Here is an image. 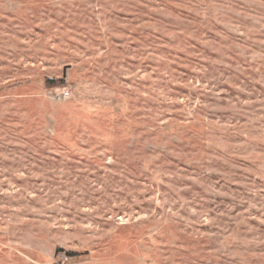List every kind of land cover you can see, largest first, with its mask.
Returning <instances> with one entry per match:
<instances>
[{
  "label": "rangeland",
  "instance_id": "1",
  "mask_svg": "<svg viewBox=\"0 0 264 264\" xmlns=\"http://www.w3.org/2000/svg\"><path fill=\"white\" fill-rule=\"evenodd\" d=\"M61 260L264 264V0H0V264Z\"/></svg>",
  "mask_w": 264,
  "mask_h": 264
},
{
  "label": "built area",
  "instance_id": "2",
  "mask_svg": "<svg viewBox=\"0 0 264 264\" xmlns=\"http://www.w3.org/2000/svg\"><path fill=\"white\" fill-rule=\"evenodd\" d=\"M69 95V93L67 92V91H61V93H59L58 95H57V99H59V100H64V99H66L67 98V96ZM65 257V256H64ZM69 258L68 257H65V260L67 261ZM57 263H59V262H57ZM59 264H63V260H61V263H59Z\"/></svg>",
  "mask_w": 264,
  "mask_h": 264
}]
</instances>
